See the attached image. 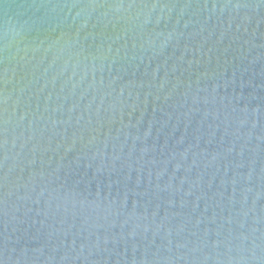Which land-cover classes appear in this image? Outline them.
<instances>
[{
  "label": "water",
  "instance_id": "1",
  "mask_svg": "<svg viewBox=\"0 0 264 264\" xmlns=\"http://www.w3.org/2000/svg\"><path fill=\"white\" fill-rule=\"evenodd\" d=\"M0 264H264V0H0Z\"/></svg>",
  "mask_w": 264,
  "mask_h": 264
}]
</instances>
